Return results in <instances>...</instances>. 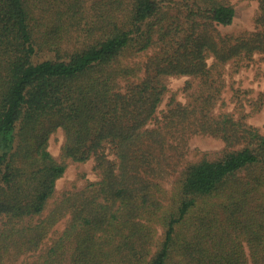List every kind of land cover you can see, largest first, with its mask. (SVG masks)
<instances>
[{"label": "trees", "instance_id": "16d2710c", "mask_svg": "<svg viewBox=\"0 0 264 264\" xmlns=\"http://www.w3.org/2000/svg\"><path fill=\"white\" fill-rule=\"evenodd\" d=\"M257 2L256 30L223 34L233 0H0V264H264V134L247 122L264 93L216 112L227 73L264 60ZM170 76L189 77L186 101L162 110ZM194 135L225 147L188 162ZM90 160L97 179L56 196Z\"/></svg>", "mask_w": 264, "mask_h": 264}, {"label": "rangeland", "instance_id": "374dc122", "mask_svg": "<svg viewBox=\"0 0 264 264\" xmlns=\"http://www.w3.org/2000/svg\"><path fill=\"white\" fill-rule=\"evenodd\" d=\"M233 2L236 8V17L233 24L229 26L219 25L218 29L223 34L256 30L255 19L259 13L257 0H233ZM151 53V50L144 52L140 54L136 60L144 62ZM227 70L230 71V66H228ZM142 76L143 74H140L138 79ZM226 77L228 86L223 94L222 101L219 102L216 108V112H229L233 113L235 117H239V106H237L236 99L234 98L236 90L241 93L240 95H242V97L246 95V97L250 99V102L245 103V111L247 113L250 112L252 110L249 105L251 104V100L254 99L255 101L262 93H264V60L261 58V55L256 54L253 60L245 61L244 65L240 67L236 73L230 74V72H228ZM188 78V76H170L167 78L170 92L164 100V104L161 107L162 110L166 108L168 98L172 93H176L179 100L183 102L186 101V92L183 89ZM247 122L257 127L264 134V109L260 112H255L249 115ZM62 144L63 136L61 132H58L51 140V150L57 158L60 156ZM224 147L225 143L221 139L205 135H194L190 138L188 143L189 150L186 156V161H197L206 155L209 158H215L223 151ZM181 169L182 168H180V170ZM174 176H171L165 183V187L169 192L172 190V184L175 179ZM96 179L97 174L93 169V160L85 163L71 162L64 176L57 182L56 196H59L63 191L68 189L82 188L88 180ZM68 221L69 217H66L58 222L50 233L49 238L45 241L44 246L53 243V240L60 236L62 231L66 228ZM156 227L157 231L155 244L152 248V255L158 250L159 245L164 238L163 227L160 225H156ZM27 258L28 255L21 256L17 262H11L8 264H22ZM150 260L151 256L147 261Z\"/></svg>", "mask_w": 264, "mask_h": 264}]
</instances>
